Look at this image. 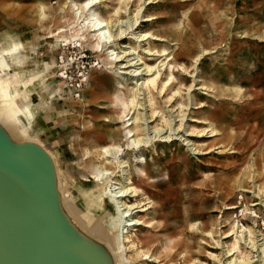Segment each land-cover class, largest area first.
<instances>
[{
	"label": "rangeland",
	"instance_id": "374dc122",
	"mask_svg": "<svg viewBox=\"0 0 264 264\" xmlns=\"http://www.w3.org/2000/svg\"><path fill=\"white\" fill-rule=\"evenodd\" d=\"M48 1L50 7L58 2ZM151 1L100 0L96 4L95 11L113 22L134 16L139 8L141 19L153 17L120 39L114 34L105 50L95 45V36L89 37L93 32L87 30L84 12L70 26L64 22L52 39L55 45L42 37L39 25L10 9L12 3L26 7L33 0H4L0 12L17 23L33 26L36 49L29 47L27 51L31 70L37 59V71L42 66L44 80L53 91V109L61 114L66 128L59 129L54 137L42 133L57 162L52 161L51 168L55 172L58 165L68 180L56 176L60 186L80 190L82 184L94 185L90 175L103 162L113 171L110 184L122 186V172L114 167L115 160L100 154L101 145L119 144L124 176H130L126 187L133 189L124 199L137 206L131 215L142 222L126 226L128 232L124 233L128 239L123 240L128 247L125 251L133 264H197V260L225 264V248L231 246L234 235L222 237L233 227L257 243L264 236V159L260 155L264 151V95L260 94L264 39L259 40L260 34L264 37V0ZM70 5L65 10L73 9ZM124 7L127 11L122 13ZM213 16L215 21L210 22ZM70 31H79L73 40L76 46L64 45L63 36ZM134 33H151L164 40L135 41L129 38ZM132 47L134 54L123 52H131ZM203 48L206 54H202ZM161 49L169 56L154 54ZM148 50L153 55H148ZM128 60L135 66H128ZM144 65L152 66L147 72L150 75H142L146 69L142 78L131 75L132 70L139 66L141 70ZM171 65L174 69L170 74ZM25 70L26 66L23 74ZM155 75L154 89L148 92L147 87L138 88L143 78ZM137 77L140 79L135 86ZM170 80L172 85L167 89L164 84ZM133 92L136 106L130 104ZM91 94H98V98L88 101ZM37 101L42 104L39 96ZM101 108L114 119L99 118L96 109ZM153 109L157 118L148 126H162V132L167 129L162 135L172 133L169 140L150 132L149 146L126 148L124 120L132 116L130 124L135 119L139 122L143 115L149 119ZM49 122L56 127L54 118ZM212 130L216 134H211ZM137 137L147 136L140 133ZM246 137L252 139L242 146ZM238 174L244 182L231 189ZM168 178L170 183L160 186ZM78 196L74 194L72 199ZM229 203L239 206L227 209ZM216 243L227 246L215 247ZM240 247L244 254L259 256L258 249L251 251L242 243Z\"/></svg>",
	"mask_w": 264,
	"mask_h": 264
},
{
	"label": "bare ground",
	"instance_id": "6f19581e",
	"mask_svg": "<svg viewBox=\"0 0 264 264\" xmlns=\"http://www.w3.org/2000/svg\"><path fill=\"white\" fill-rule=\"evenodd\" d=\"M33 1V4L26 7L10 5V9L13 13L22 12L25 18L36 21L37 25L40 26L39 30H41L44 39L55 40V34L64 26V22L70 26L72 21L77 22L78 17H80L79 14L84 12L87 30L88 32H93V34L89 33V37L95 36V45H102L104 50L111 45L110 39L114 34L116 39H120L124 37L126 31L136 29L141 21H149L153 18L144 16L141 19L142 16H139L138 13L140 11L139 8L134 16L118 19L115 22H113V19L107 20L106 16L95 11L96 4L100 0H79V2L58 0L57 5L52 7L48 5V0ZM150 2L152 1L148 0L147 3ZM70 4L73 9L65 10ZM125 11H127L126 7H124L122 13ZM0 13L2 14V16L0 15V174L12 179L14 184L16 183L20 186L19 188H23L20 198L23 199L24 209L29 213L26 215L25 221L33 225V213H38V217H40L38 223L41 226L43 225L47 233L49 231L50 234L59 235L60 240L58 242L63 244L67 251L60 264H133V260L128 258L125 251L128 250V247L124 246V242L128 241V239L124 233L128 232L126 226H134L142 222L131 215L133 209L137 206L128 204L124 199L128 194L133 192V189L130 190V188L126 187L130 184V176H124V166L121 165L123 161L119 158L122 150L121 146L115 143L114 145H101L100 154L104 158L111 157L115 160L114 167L122 172L120 174L124 180L122 186L116 188L110 184L113 171H110L107 162L96 165L94 174L90 175L96 181L94 185L82 184V189L80 190L71 185L69 187L60 186L56 176H59L60 179L64 178L65 181L68 180L64 172L58 168V165L55 168V172L53 168L49 170L48 163L52 161L56 162V159L51 150L46 147L47 140L43 137L42 133L46 132L48 135L51 133V136L54 137L53 135H56L59 129L66 128L61 114H56L53 109L50 98L53 91L44 80L42 66H40L41 71L39 73L37 71V59L35 62L33 61V69L31 70V62L27 51L29 47L36 49L32 31L33 26L26 22L23 23L24 21L17 23V20L7 16L3 11ZM36 31L39 35L37 27ZM78 35L79 31L72 33L70 31L64 34V36L62 35L64 45L76 46L73 40ZM129 38L140 42L164 40V38L151 33H134ZM54 40H52V44H54ZM121 46L123 48L129 47L128 44H121ZM134 49L132 47L131 52L130 50H123V52L126 55L134 54ZM165 51V49H161L154 54L169 56V53ZM204 51L202 54L207 53V51ZM147 52L148 55L152 54L150 50ZM133 64L136 63H129L128 60V66H132ZM142 64L145 63L142 62ZM25 66L26 70L23 74V67ZM170 68L169 73L171 74L174 65H171ZM151 69L152 66L144 65V68L140 70L139 66L132 70L131 75L135 77L140 76L144 70L146 74L143 73L142 75H150L151 73L147 72L151 71ZM156 78L157 75L143 78L138 88L147 87L148 92H150L152 88H155ZM139 79L137 77L135 86L136 84L138 85ZM164 85L169 89L172 81H167ZM38 96L42 99L41 105L37 101ZM90 96L91 98L88 99L90 102L98 98V94H91ZM134 96L135 93L133 92L130 104L136 106V103L133 104ZM131 108L132 106L129 109ZM96 111L99 118L108 117L109 120L114 119L110 115V112L106 115L104 113L105 110H102V108L96 109ZM155 112L156 110L153 109L151 118L149 116V119L145 115L138 117L140 118L139 122H136L135 119L129 124V119L132 116L124 120L126 125L122 135L125 139L126 148L133 149L139 146H149L148 143L151 141L150 132H156L155 135H160L163 141L169 140V136L172 133L162 135V133L167 132V129L162 132V126H148L149 122L157 118ZM50 118H54L56 127L50 125ZM132 123L134 125L129 128ZM165 123L169 126V130L173 129L169 120L166 119ZM105 124V127L109 126V123ZM139 127L141 128L140 132H138ZM211 132L213 135L216 134L214 130ZM140 133L147 137H137ZM7 142H12L16 146L19 145V148L10 153L4 147ZM96 142L97 145L101 144L98 140ZM68 145L70 146L71 142H68ZM180 165L181 163L179 167ZM69 173H71L70 170ZM230 178L232 181V177ZM82 180L90 182L91 179ZM241 181L242 175L238 174L235 176L233 184L229 187L231 189L240 187ZM167 183H170L169 178L165 184L160 182V186L168 185ZM77 193L79 194L77 200L72 199L74 194ZM238 206L236 203H229L225 207L227 209H234ZM244 229L245 227L242 226L241 230ZM232 235L234 236L231 246L226 247L227 245L223 243L221 245L216 243L215 246L226 247L225 255L228 260L225 264H264L263 235L259 234L261 238L258 240L262 241L257 243V240H252L248 234H238L237 228L233 227L222 238H228ZM241 243L245 244L251 251L258 249L260 252L259 256L253 258L248 253H242ZM42 247L44 251L41 264H56L54 252H51L45 244H42ZM212 256L215 255L212 254ZM196 263L207 264L199 260Z\"/></svg>",
	"mask_w": 264,
	"mask_h": 264
},
{
	"label": "water",
	"instance_id": "95a60500",
	"mask_svg": "<svg viewBox=\"0 0 264 264\" xmlns=\"http://www.w3.org/2000/svg\"><path fill=\"white\" fill-rule=\"evenodd\" d=\"M18 146L7 142L4 147L13 153ZM48 167L52 170L51 163ZM19 187L12 179L0 174V264H41L42 244L54 252V261L60 264L66 248L58 242L59 235L47 233L38 223V213H33V225L25 221L29 213L20 198L23 188Z\"/></svg>",
	"mask_w": 264,
	"mask_h": 264
},
{
	"label": "crops",
	"instance_id": "0c3cea01",
	"mask_svg": "<svg viewBox=\"0 0 264 264\" xmlns=\"http://www.w3.org/2000/svg\"><path fill=\"white\" fill-rule=\"evenodd\" d=\"M0 1H1V2L3 1V2H4V0H0ZM1 2H0V4L2 5ZM33 3H34V2H33ZM33 3H30V4H33ZM11 5H12V6H19V5L14 4V3H12ZM10 8H11V6H10ZM20 18H23V17H20ZM24 18H25V17H24ZM26 19H27V18H26ZM192 19H193V17L191 16L190 21H193ZM214 21H215V18H214V16H213V17L211 18L210 22H214ZM33 23L37 24L36 21H33ZM259 38H260L259 40H263V39H264V37H263L262 34L259 35ZM203 50H206V49L203 48L202 51H203ZM206 51H207V50H206ZM206 51H204V52H206ZM263 87H264V85L261 86V88H262L261 91H260V94H261V95H264V88H263ZM262 99H263V98H262ZM263 119H264V117H263ZM263 126H264V124H263ZM263 131H264V127H263ZM249 139H252V138H250V137H246L245 143H243V144H241V145H242V146H245L246 143L249 142ZM229 140L231 141V139H229ZM244 144H245V145H244ZM261 149H263V148H261ZM260 155H261V160H263V159H264V151H263V153H261ZM261 160H260V162H261ZM263 161H264V160H263ZM242 182H244L243 176H242V181H241V183H242Z\"/></svg>",
	"mask_w": 264,
	"mask_h": 264
}]
</instances>
